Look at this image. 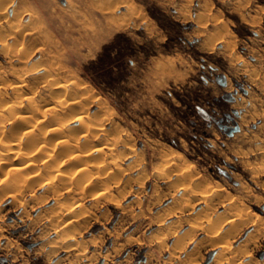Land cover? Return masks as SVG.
I'll list each match as a JSON object with an SVG mask.
<instances>
[{"label": "rangeland", "instance_id": "rangeland-1", "mask_svg": "<svg viewBox=\"0 0 264 264\" xmlns=\"http://www.w3.org/2000/svg\"><path fill=\"white\" fill-rule=\"evenodd\" d=\"M0 1L1 97L19 101L6 81L25 72L41 101L49 80L69 81L102 128L76 133L93 173L63 157L52 184H0V261L207 264L215 253V264H262L264 0ZM71 175L91 186L65 187Z\"/></svg>", "mask_w": 264, "mask_h": 264}, {"label": "bare ground", "instance_id": "bare-ground-1", "mask_svg": "<svg viewBox=\"0 0 264 264\" xmlns=\"http://www.w3.org/2000/svg\"><path fill=\"white\" fill-rule=\"evenodd\" d=\"M1 3V1H0ZM1 9H3V7H1ZM2 16V15H1ZM1 19V18H0ZM4 19V17H3ZM13 20V19H12ZM8 23L9 20H6ZM11 24V23H10ZM9 25V24H8ZM14 27H18L16 25H14ZM12 25L11 27L14 28ZM20 26V25H19ZM10 27V26H9ZM10 27V29H11ZM21 28V27H20ZM8 29V27H7ZM10 29H9V34H10ZM26 29V28H25ZM4 30V29H3ZM6 30V29H5ZM12 30V29H11ZM27 30V29H26ZM30 30V29H29ZM2 31V30H1ZM18 30H16L17 32ZM6 32V31H5ZM26 32V31H25ZM13 33V32H11ZM19 33V32H17ZM27 33V32H26ZM7 34V33H6ZM5 34V35H6ZM7 36V35H6ZM9 36V35H8ZM7 36V37H8ZM12 36V35H11ZM15 36V35H14ZM4 37V36H3ZM10 37V36H9ZM7 39V38H6ZM4 39V41L6 40ZM14 39V38H13ZM17 39H19L17 37ZM17 42V41H15ZM8 43V42H7ZM7 43H3L2 47H6L8 48L9 45ZM18 43V42H17ZM16 43V44H17ZM15 44V43H13ZM12 44V45H13ZM15 44V45H16ZM37 44V43H36ZM14 45V46H15ZM20 45V43H19ZM13 46V47H14ZM21 46V45H20ZM19 46V47H20ZM17 47V45H16ZM5 48V49H6ZM18 48V47H17ZM4 49V50H5ZM16 49V48H14ZM7 50V49H6ZM13 50V49H12ZM13 52V51H12ZM24 52V51H23ZM10 53V50H9ZM25 53V52H24ZM23 53V55H24ZM12 55V53H11ZM10 57V56H9ZM24 62V60H23ZM40 66V65H39ZM15 69V68H14ZM10 72V70H9ZM11 73V72H10ZM26 74L23 75L20 79L17 80V82L13 81L11 83V80L6 81V83H9L8 85L12 86V90L13 93H18L20 94V99H18L19 101H13V102H9L6 101L7 99H4V96L1 97L2 95V91L0 90V97L3 98L2 101L0 103V184L3 185L4 190H7L8 192H14V193H19V192H27L28 188H31V190L34 188L33 186L36 185V179L41 178V177H45L44 181H40V183L46 184L45 182H49L50 184H52L53 179L55 178V174H54V170H52L53 168L56 170L58 169L61 172V168L63 167L64 163H65V157H69L70 159H72V161H80V165H78L79 167H81L80 170L77 169L76 172L79 171V173L83 172L85 174V172H87L88 169V164L85 163L86 162V157L89 155L88 153H90V151L88 152H82L80 151L81 154L78 153L77 149L80 148L81 146H79V142H78V137L76 135V133L82 132L84 131V133H86L85 135H89L91 133H94L97 131L96 129H99L95 123V121L92 122L93 125L88 124V119L89 117V113H87V111H83V105L81 103V101L83 100H76V98H74L73 96H71V92H70V96L68 95L67 91L69 88V86L66 84V82L69 81H65V84L63 82H52L51 80H49V82H45L47 83L44 87L45 93H43L46 97L45 101H41L40 99L38 100L36 97L39 96H34L33 92L31 91L30 94L27 93V91H24V88L29 87L27 86L28 83L30 82V80H28L27 82V78L28 77V73L25 72ZM49 74V76L51 75L49 73V71L47 72ZM45 71V76H48V74ZM44 75V73H42ZM54 74V73H53ZM41 75V76H43ZM14 76V74H13ZM16 76V77H17ZM43 76L41 79L43 80V78L45 77ZM59 76V75H58ZM5 77V76H4ZM2 77V80L3 78ZM8 77V76H6ZM12 77V76H11ZM15 77V76H14ZM14 78L13 80L17 79ZM34 77V76H33ZM32 77V78H33ZM38 76L34 77L37 78ZM51 77V76H50ZM52 77H54V75H52ZM13 78V77H12ZM33 78V80H34ZM39 78V77H38ZM55 78V77H54ZM10 79V76H9ZM31 79V78H30ZM1 80V82H2ZM6 80V78H5ZM48 80V79H47ZM59 80V79H58ZM4 81V80H3ZM51 81V82H50ZM5 82V81H4ZM3 84V83H2ZM77 83H75L76 85ZM84 84V83H83ZM4 85V84H3ZM34 85V84H33ZM32 85L31 82V89L34 87ZM5 86H7V84H5ZM39 88V85H37ZM29 88V89H30ZM1 89V88H0ZM5 89V87H4ZM9 89V88H8ZM30 89V90H31ZM75 90L78 91V89L76 88ZM76 91V92H77ZM4 92V91H3ZM39 92V91H38ZM37 92V93H38ZM79 92V91H78ZM86 92V91H85ZM9 93V92H7ZM35 93V92H34ZM84 92H82L83 94ZM6 94V92H5ZM36 94V93H35ZM42 94V96H43ZM77 94V93H76ZM10 95V94H7ZM12 95V93H11ZM47 95L51 98V100L47 101ZM84 95V94H83ZM79 96V95H78ZM16 97V96H15ZM26 97V98H24ZM44 97V98H45ZM86 97V96H85ZM90 97V96H89ZM8 98V97H7ZM10 98V97H9ZM18 98V97H17ZM41 98V97H40ZM43 98V97H42ZM80 98V97H78ZM11 99V98H10ZM21 99H27V105L24 104V100ZM81 99V98H80ZM93 99V98H92ZM14 100V99H13ZM90 100V99H89ZM88 100V101H89ZM6 101V102H5ZM85 101V100H84ZM88 110V109H87ZM89 112V111H88ZM104 113V112H103ZM67 115H74L75 117H77L72 123H77L79 122V125L76 126H70L69 128H67ZM106 116V115H104ZM102 117V116H101ZM105 120V119H104ZM106 121V120H105ZM109 121V120H107ZM7 125H10L11 127L8 128ZM72 125V124H71ZM101 126V125H100ZM99 126V127H100ZM103 127V126H102ZM82 129V130H81ZM102 129V128H100ZM99 129V130H100ZM98 130V131H99ZM78 132V133H79ZM80 135V134H79ZM92 135V134H91ZM90 136V135H89ZM106 136V135H105ZM93 137V136H92ZM87 138V137H86ZM99 138V137H98ZM103 139V138H102ZM100 141V140H99ZM102 142V141H101ZM117 142V141H116ZM85 143V142H84ZM83 143V146H84ZM87 143V142H86ZM89 143V141H88ZM86 144V150H89L87 147L89 146V144ZM93 143V142H92ZM96 143V142H95ZM106 143V142H105ZM113 144V143H112ZM102 145V144H101ZM107 145V144H106ZM111 146V144H109ZM108 145V146H109ZM95 146V144H94ZM99 146V145H98ZM97 146V147H98ZM109 146V147H110ZM90 148V147H89ZM92 148V147H91ZM102 149V146L99 147ZM93 149V148H92ZM93 152V151H92ZM97 152V151H96ZM100 153V152H99ZM104 153V151L101 152V156L104 155L102 154ZM67 155V156H66ZM81 155H83L85 158L79 159L81 158ZM112 155V154H111ZM115 155V154H114ZM168 155V154H166ZM82 156V157H83ZM64 157V159H63ZM94 156L88 157L90 158V162L91 159ZM99 158V156H97ZM113 157V156H111ZM117 157V156H116ZM175 157V156H174ZM173 157V159H174ZM184 157V156H183ZM110 158V156H109ZM177 158V157H176ZM96 159V158H95ZM113 159V158H112ZM69 160V159H68ZM104 160V158H103ZM102 158L101 161L103 162ZM111 160V159H110ZM109 160V161H110ZM172 160V159H171ZM168 160V161H171ZM70 161V160H69ZM83 161V162H82ZM85 161V162H84ZM97 160H95V163ZM167 162V161H166ZM185 162V161H184ZM187 162V161H186ZM72 163V162H71ZM93 164V162H91ZM105 163V162H104ZM114 163V162H113ZM163 163V160L162 162ZM102 164V163H101ZM100 164V165H101ZM112 164V163H111ZM110 164V165H111ZM69 165V164H68ZM74 162L72 165H70V167L68 168H73ZM95 165V164H93ZM97 165V164H96ZM104 165V164H103ZM101 165V166H103ZM108 165V164H107ZM108 165V166H110ZM115 165V164H114ZM162 165V164H161ZM168 165V164H167ZM184 165V164H183ZM187 165V164H186ZM77 166V167H78ZM105 166V165H104ZM94 167V166H93ZM90 167V168H93ZM185 167V166H183ZM97 168V167H95ZM110 169V167H108ZM167 168V167H166ZM178 168V167H177ZM191 168V167H190ZM66 169V171H67ZM103 169H106L105 167ZM112 169V168H111ZM195 169V168H194ZM70 171L72 169H69ZM89 170V169H88ZM91 170V169H90ZM89 170V171H90ZM96 170V169H95ZM102 170V168H101ZM167 176L169 175V168L167 169ZM185 170V169H183ZM188 170V169H187ZM186 170V171H187ZM88 171V172H89ZM94 169H92L90 172L93 173ZM183 171V174L181 175L182 177H186L187 176V172L189 171ZM193 171V169H192ZM65 173V168L62 170V173ZM69 172V171H68ZM74 172V173H76ZM90 172L88 173V175L90 174ZM173 172V171H172ZM80 173V174H81ZM162 173V172H160ZM159 173V174H160ZM67 173H65L66 175ZM71 174H73L71 172ZM83 174V175H84ZM87 174V173H86ZM166 174V173H165ZM171 174V173H170ZM70 175V174H69ZM68 175V176H69ZM76 175V174H75ZM96 175V174H95ZM117 175V172L115 171V174H113V176ZM158 175V174H157ZM185 175V176H184ZM57 176V175H56ZM67 176V177H68ZM100 176V175H99ZM103 176V175H102ZM107 176V175H106ZM106 176L104 175L105 179ZM111 175V179L113 177ZM161 176V175H160ZM62 177V176H61ZM64 177V176H63ZM70 177V176H69ZM68 177V179H69ZM91 176L87 177V176H82L80 178L75 177L73 179L72 175L71 178L74 180V182L70 179V181H72L71 183H67V182H61L63 185H65V187L71 188L73 186V183H75L76 186V191L78 189V191H84L87 188V185L91 186L92 183V178H90ZM94 177V176H93ZM98 177V176H97ZM164 177V176H163ZM188 177V176H187ZM109 178V177H108ZM161 178V177H160ZM62 179V178H61ZM98 179V178H97ZM100 179V178H99ZM118 179V178H116ZM184 179V178H183ZM47 180V181H46ZM58 180V179H57ZM65 180V179H64ZM67 180V179H66ZM108 180V179H107ZM114 180V178H113ZM63 181V180H61ZM103 181V180H102ZM39 182V179H38ZM100 182V181H98ZM97 182V185H98ZM104 182V181H103ZM109 182V181H108ZM107 182V183H108ZM118 182V180H117ZM58 183V182H57ZM67 183V184H66ZM95 183V182H94ZM50 184H48L50 186ZM60 184V183H59ZM105 183H103V186L101 185V189L102 187L105 190ZM118 184V183H117ZM94 185V184H93ZM53 185H51L52 187ZM60 186V185H59ZM33 187V188H32ZM186 187V186H185ZM37 188V187H36ZM60 188V187H59ZM89 188V187H88ZM2 187L0 188V191ZM52 189V188H51ZM58 189V188H57ZM75 189V188H74ZM95 189V188H94ZM221 189V188H220ZM69 190V189H68ZM98 190V189H97ZM191 190V189H190ZM212 190V189H211ZM29 191V190H28ZM62 191V190H59ZM74 190V193L76 192ZM94 191V190H93ZM93 191L91 193H93ZM100 191V190H98ZM33 192V191H31ZM65 192V191H64ZM90 192V191H89ZM5 193V192H4ZM3 193V194H4ZM63 193V192H61ZM61 193H58L61 195ZM77 193V192H76ZM80 193V192H78ZM97 193V192H96ZM2 194V193H1ZM8 194V193H5ZM12 194V193H11ZM32 194V193H31ZM81 194V193H80ZM79 194V196H80ZM90 194V193H88ZM105 194L106 190H105ZM104 194V195H105ZM210 194V193H208ZM21 195V194H20ZM78 195V194H77ZM92 195V194H91ZM105 195V196H106ZM3 196V195H2ZM1 196V197H2ZM16 196V195H15ZM59 196V195H58ZM205 196V194H204ZM214 196V195H213ZM34 197V196H33ZM87 197V196H86ZM85 197V198H86ZM101 197V196H100ZM99 197V199H101ZM32 198V197H31ZM60 198V196L58 197ZM205 198V197H203ZM202 198V199H203ZM14 199V198H13ZM34 199V198H33ZM65 199V198H64ZM84 199V198H83ZM200 199V198H199ZM44 200V199H42ZM69 200V199H68ZM75 201V200H74ZM192 201V199H191ZM13 203V202H12ZM58 203V202H57ZM75 204V202H74ZM77 204V202H76ZM76 204L74 206H76ZM71 205V204H70ZM73 205V203H72ZM210 205V204H209ZM56 206V205H55ZM72 206V207H74ZM66 209L64 208V210H68L71 207L65 206ZM56 208V207H55ZM241 212V210H239ZM248 211V210H247ZM71 212V211H70ZM54 213V212H53ZM77 213V211H76ZM242 213V212H241ZM58 214L60 215V212H58ZM74 214V213H72ZM246 215V212H245ZM61 216V215H60ZM68 217V216H67ZM237 217V216H236ZM235 217V218H236ZM57 217V213L56 216ZM77 218V217H76ZM51 219V217H50ZM68 220V218H66ZM71 219V218H70ZM74 219V218H73ZM83 219V218H82ZM202 219V218H201ZM200 219V220H201ZM204 219V218H203ZM202 221V220H201ZM205 221V220H203ZM61 222V221H60ZM66 222V221H64ZM225 222V221H224ZM67 224V222H66ZM212 225H214V223H212ZM61 226V225H60ZM213 227V226H211ZM69 228V227H68ZM74 230V229H73ZM205 230V229H204ZM210 231V230H209ZM212 231V229H211ZM69 231H67L68 233ZM215 232V230H214ZM72 233V232H70ZM213 235V232L211 233ZM69 235V234H68ZM218 236V235H217ZM222 236V235H221ZM219 237V236H218ZM229 238V237H228ZM182 239H184L182 237ZM214 239V238H213ZM185 240V239H184ZM223 245V244H222ZM197 246V245H196ZM197 252V251H196ZM225 258V257H223ZM229 260V259H228ZM192 262V260H191ZM231 262V261H230ZM197 263V262H196ZM191 264V263H190Z\"/></svg>", "mask_w": 264, "mask_h": 264}, {"label": "snow or ice", "instance_id": "snow-or-ice-1", "mask_svg": "<svg viewBox=\"0 0 264 264\" xmlns=\"http://www.w3.org/2000/svg\"><path fill=\"white\" fill-rule=\"evenodd\" d=\"M215 256H216L215 253H210L207 256V264H215ZM257 259L260 260L262 262V264H264V253H261L257 257ZM0 264H8V262H6V261H0Z\"/></svg>", "mask_w": 264, "mask_h": 264}]
</instances>
